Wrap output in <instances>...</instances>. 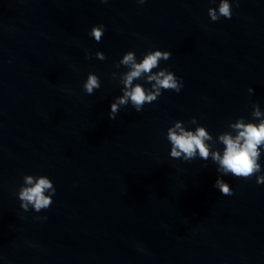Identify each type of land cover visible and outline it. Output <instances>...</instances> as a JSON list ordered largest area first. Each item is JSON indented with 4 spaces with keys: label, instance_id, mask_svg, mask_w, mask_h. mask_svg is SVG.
I'll return each mask as SVG.
<instances>
[{
    "label": "clouds",
    "instance_id": "1",
    "mask_svg": "<svg viewBox=\"0 0 264 264\" xmlns=\"http://www.w3.org/2000/svg\"><path fill=\"white\" fill-rule=\"evenodd\" d=\"M102 2L106 3L107 0H102ZM140 2L143 3L144 0H140ZM208 15L212 21H217L221 16L230 19L232 9L229 0H220L218 9L209 8ZM103 34V25L94 26L90 32V35L97 42L102 39ZM169 56L168 51L157 50L149 52L140 63H136L134 52L129 51L123 55V59L119 63L130 66L131 71L126 74L123 80L125 85L124 95L111 105L110 119H115L119 106L127 104L129 100L134 109L139 112L146 103L150 104L156 101L162 90H174L176 92L181 90L183 87L182 81L178 80L175 74L167 69H161L159 72L147 76V82L151 84L152 90L146 91L140 84L131 87L134 78L140 77L142 73H151L157 67L160 59L167 60ZM96 57L101 60L105 59L102 52H97ZM99 87V77L89 74L83 85L85 92L92 94L93 90ZM260 115L258 109L253 112L254 117ZM192 121L195 122V118ZM231 127L237 130L235 137L230 134L219 137L225 146L223 155L221 156L219 152H212L211 156L213 161L218 162L219 170L225 175L231 174L238 178L248 179L261 171V165L258 161L261 155L260 146L264 145V120H261L258 124L245 123L241 118ZM167 138L172 145L170 151L172 158H180L183 155L184 160H192L196 157L197 151L200 158L204 160L209 158V146L204 141L211 139V137L202 127L197 128L195 132L185 131L180 122H176L174 127L168 129ZM23 179L25 184L29 186L22 187L18 193L21 208L28 211L30 204L36 212L49 208L53 202L52 196L56 192L53 182L46 176L34 178L32 175H25ZM257 183H264V175L257 176ZM214 186L225 196L233 194L229 184L219 178ZM45 190H50L49 196H45Z\"/></svg>",
    "mask_w": 264,
    "mask_h": 264
}]
</instances>
